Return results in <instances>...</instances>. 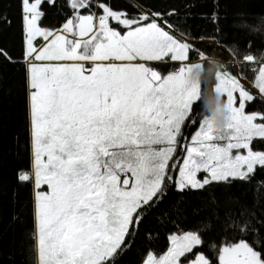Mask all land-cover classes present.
I'll use <instances>...</instances> for the list:
<instances>
[{
    "label": "snow or ice",
    "instance_id": "obj_1",
    "mask_svg": "<svg viewBox=\"0 0 264 264\" xmlns=\"http://www.w3.org/2000/svg\"><path fill=\"white\" fill-rule=\"evenodd\" d=\"M19 2L33 173L18 178L48 188L35 192L37 264H115L144 209L173 181L170 162L197 115L198 130L183 148L174 181L180 191L228 188L264 171V150H257L264 146V110H246L257 99L264 103V63L250 69L258 96L241 82L243 65L259 63L264 53L241 56L236 75L218 68L210 100L202 91L204 65L190 62L207 57L183 34L173 35L160 13L132 17L112 0H69L72 15L59 29H48L40 26L45 0ZM225 51L239 55L236 48ZM167 62L179 67L162 74L153 66ZM257 223H228L251 240L223 242L216 264H264V220ZM201 244L198 233H184L148 264H181ZM188 264L213 262L197 253Z\"/></svg>",
    "mask_w": 264,
    "mask_h": 264
},
{
    "label": "trees",
    "instance_id": "obj_2",
    "mask_svg": "<svg viewBox=\"0 0 264 264\" xmlns=\"http://www.w3.org/2000/svg\"><path fill=\"white\" fill-rule=\"evenodd\" d=\"M112 3L132 17L147 14L144 9L160 13L172 30L194 39L196 49L207 57L203 60L202 91L210 100L215 98V71L222 66L233 69L225 49L239 50L235 56L239 73L241 56L253 54L259 58L264 53V0H112ZM68 4L69 0H56L55 5L45 0L40 26L59 29L72 15ZM0 14V52L7 54V58L0 55V264H37L33 180L18 178L32 171L33 155L19 0H0ZM215 40L217 43L212 42ZM37 42L42 44L39 39ZM201 59L193 56L191 61ZM260 63L264 60L243 65V77L252 84L255 73L250 69L258 68ZM247 110H264V103L257 99ZM196 119L199 122L200 116ZM257 150H264V146L257 145ZM241 212L243 217L237 215ZM241 218L251 219L257 228V221L264 220V171L258 170L250 181H235L228 188L213 184L204 190L182 192L170 181L160 198L144 209L142 221L126 238L127 246L115 264H141L149 252L167 248L172 232L185 230L195 231L201 237L202 244L193 253L201 252L216 264L223 242L234 238L251 240V236H238L233 227L226 226ZM260 234L264 236V229Z\"/></svg>",
    "mask_w": 264,
    "mask_h": 264
},
{
    "label": "rangeland",
    "instance_id": "obj_3",
    "mask_svg": "<svg viewBox=\"0 0 264 264\" xmlns=\"http://www.w3.org/2000/svg\"><path fill=\"white\" fill-rule=\"evenodd\" d=\"M98 11L99 10L97 8L96 9L94 8V12H98ZM145 11L147 12V14H149L150 16L154 17V14L152 13L151 10L145 9ZM84 14H86V13H84ZM160 20H161V22H164L162 17H160ZM171 32H172L173 35L177 36L178 38L181 37V33L176 32V31H174L172 29H171ZM183 37L187 40V42L194 43V42L191 41L190 38H188V37H186L184 35H183ZM38 39H39V42H42L41 45L38 44V42H37ZM212 42H215V41H212ZM35 43H36L37 47H41V46H43V44L45 42L43 41V38L38 37L36 39ZM25 47H26V43H25ZM230 58H231V61H232V64H233V69H230V70L228 69V70L230 72H232V74H234V75L239 74V63L236 61L235 57H230ZM203 60L204 59L196 60V61H190V62L203 64ZM159 64H164L165 66L161 68L159 66ZM153 66L158 71H161L162 74H167L168 72L177 70V68L179 67V64L175 63V62H167V63H154ZM241 82L245 85L247 90H249L248 88H251L252 90H254L255 92L258 93V90L254 87V85L251 82H249L247 79H245L244 77L242 78ZM251 84H252L253 87H251ZM29 116H30V106H29ZM30 129H31V126H30ZM197 130H198V123L197 124H188L185 127V129H184V137L187 138V139H181V142H180L181 143V147L177 150V154L175 155L174 160L172 162H170L173 165V170L170 173V175L173 177V181H171L173 183H174L175 179L178 178V169H179V167L182 166V163H183V157L185 155V153L183 151V148H184L185 145H187L190 142L191 136ZM31 144H32V137H31ZM32 154H33V151H32ZM32 173H33V155H32V171L30 172L29 175H32ZM203 175H204L203 173L200 174L201 177H203ZM32 180H33V185H34V179H32ZM36 191H48V188H47V186H43L41 189H35V186H34V203H35V192ZM34 214H35V204H34ZM36 228H37V221H36V216H35V230H36ZM187 232H195V231H192V230H187L186 231L185 230V231H174V232H172L169 235V243H168L167 248L164 251H162V252H155V251L149 252L148 255L142 261L141 264H148V261H149L150 258H152L154 260H157V261L160 260L164 255L167 254L169 249L173 247V238L174 237H179V236H181V235H183L184 233H187ZM35 242H36V236H35ZM193 251H194V249H193ZM197 253H201V252H197ZM197 253H193L192 252V253L187 254V259L182 257L181 258V264H188V261L194 259L195 255ZM36 258H37V253H36Z\"/></svg>",
    "mask_w": 264,
    "mask_h": 264
},
{
    "label": "water",
    "instance_id": "obj_4",
    "mask_svg": "<svg viewBox=\"0 0 264 264\" xmlns=\"http://www.w3.org/2000/svg\"><path fill=\"white\" fill-rule=\"evenodd\" d=\"M145 10V9H144ZM185 36V35H184ZM191 41L192 42H196L194 39H191ZM214 43H217V41L215 40V42ZM226 47V46H225ZM222 48H224L223 46H222ZM227 48V47H226Z\"/></svg>",
    "mask_w": 264,
    "mask_h": 264
},
{
    "label": "crops",
    "instance_id": "obj_5",
    "mask_svg": "<svg viewBox=\"0 0 264 264\" xmlns=\"http://www.w3.org/2000/svg\"><path fill=\"white\" fill-rule=\"evenodd\" d=\"M251 87H253L252 84H251Z\"/></svg>",
    "mask_w": 264,
    "mask_h": 264
}]
</instances>
